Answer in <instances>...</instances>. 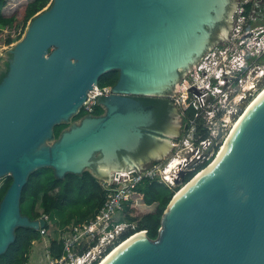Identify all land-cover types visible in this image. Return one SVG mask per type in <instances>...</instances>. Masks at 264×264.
<instances>
[{
    "label": "water",
    "instance_id": "water-1",
    "mask_svg": "<svg viewBox=\"0 0 264 264\" xmlns=\"http://www.w3.org/2000/svg\"><path fill=\"white\" fill-rule=\"evenodd\" d=\"M233 3L52 0L12 48H0V177L12 178L0 201V254L16 227L45 225L44 215L20 212L32 171L50 166L63 178L87 170L110 183L170 153L181 123L174 94L213 42L229 36ZM111 70L116 83L96 99L103 112L78 118L52 141L54 125L67 123ZM170 202L157 238L145 233L109 264H264V101L219 166Z\"/></svg>",
    "mask_w": 264,
    "mask_h": 264
},
{
    "label": "built area",
    "instance_id": "built-area-1",
    "mask_svg": "<svg viewBox=\"0 0 264 264\" xmlns=\"http://www.w3.org/2000/svg\"><path fill=\"white\" fill-rule=\"evenodd\" d=\"M263 8L264 0H239L232 17L230 38L224 44L216 45L204 57L194 70L195 75L189 87H185L193 89L196 95L189 100L184 95L180 102L186 108L192 106L195 109L194 117L203 119L208 136L195 139L192 127L185 138L187 143L183 141L180 147L185 152L178 148L164 165L154 164L134 178L110 183L101 180V186L105 190L103 203L91 218L80 222L75 219L68 228L61 230L63 233H60L58 238L62 243V253L60 257L52 258L47 249V264L97 263L105 255L107 248L118 243L127 232L134 230V222L117 218L122 215L124 207L133 200L136 185L145 180H158L173 187L178 184L183 172L194 169L213 155L211 149L215 138L220 134L218 119L222 120L223 126V122H226L218 113L224 112L225 115V112L232 111L226 105L229 94L235 92L234 102L240 108V100L249 91L250 97L254 96L260 89L257 83L264 78V24L258 23L259 12ZM251 60L256 61L254 66L250 63ZM251 75L252 80L249 81ZM246 81L249 83L245 84ZM237 86L240 91H237ZM109 88L96 85L95 90L87 92L82 107L90 110L97 96ZM218 94L222 96L221 101H216ZM250 97L248 96V100ZM208 149L211 154L207 153ZM49 218L45 215V222H48ZM39 230L41 235L47 232L44 227ZM143 231L146 233L145 229Z\"/></svg>",
    "mask_w": 264,
    "mask_h": 264
},
{
    "label": "trees",
    "instance_id": "trees-1",
    "mask_svg": "<svg viewBox=\"0 0 264 264\" xmlns=\"http://www.w3.org/2000/svg\"><path fill=\"white\" fill-rule=\"evenodd\" d=\"M50 0H29L26 2H18V0H0V32L6 30H15L17 33L8 35L4 44H10L19 40L24 32L27 23L37 13L44 10V7ZM52 2V1H51ZM19 6L22 7L21 19L19 21L16 11ZM118 78V71L111 70L103 73L98 79L99 87H111ZM188 126L194 128V138L208 136V130L203 126V119L194 117L195 109L192 106L186 108ZM103 112L100 105L96 102L90 110L83 107L74 115V118H80L87 113L99 115ZM191 124V125H190ZM68 123L56 124L53 127L54 136L57 138L61 130ZM221 143V142H220ZM220 143L214 147V152L209 159L199 163L194 169L187 170L181 174L177 185L171 187L164 182L158 180L142 181L134 187L133 200L124 207L119 220H128L135 223L134 230L127 232L120 238V243L130 238L137 232L146 230V234L150 239H156L159 228L161 227L162 214L175 193L188 182H190L197 174L206 169L213 161H210L219 149ZM217 158V157H215ZM44 167L32 171L22 188L20 196V205L29 203V210L33 217L38 218L41 215L51 216L55 213H65L68 210H75V219L84 221L92 217L105 198V190L101 186V180L84 170L81 175L75 173H66L63 178L54 175H44ZM12 178L7 176L0 183V201L10 185ZM138 197V199L135 198ZM140 206L151 207L149 211L138 212ZM48 228L47 223L43 226ZM135 232V233H134ZM14 240L8 245L7 249L0 254V264H27L28 253L32 242L40 238V230L32 227L18 226L16 227ZM131 235L130 237H128ZM128 237V238H127ZM107 248L106 255L116 246ZM48 251L52 258L60 257L62 253V243L58 235L54 233L49 238ZM93 264H96L95 262Z\"/></svg>",
    "mask_w": 264,
    "mask_h": 264
},
{
    "label": "rangeland",
    "instance_id": "rangeland-1",
    "mask_svg": "<svg viewBox=\"0 0 264 264\" xmlns=\"http://www.w3.org/2000/svg\"><path fill=\"white\" fill-rule=\"evenodd\" d=\"M12 1H15V0H12ZM26 1H29V0H18V2H26ZM52 0H50V2L47 4L46 7H44V9H46L50 3H51ZM239 2V0H234V3L233 5L237 4ZM22 7L23 6H19L18 7V10L16 11V15L18 16V19L20 21L21 19V13H22ZM236 7V6H235ZM235 9V8H234ZM234 9L232 10V15H233V12H234ZM231 15V16H232ZM230 16L229 20L232 19ZM31 21V20H30ZM30 21H28L27 23V26L29 25ZM258 23L259 24H264V8L262 11L259 12V16H258ZM227 25V23H226ZM225 25V26H226ZM232 23L229 25V36H227L225 38L222 37L221 38H217L213 44L206 50V52L199 58V60L193 65V67L186 73V75L181 79L179 85H178V88L174 94V97L172 99V103L174 105V107L176 108L177 112L179 113V115L181 116V123H180V132H179V136H178V139H177V142H176V145L173 147V149L170 151V153L163 159L161 160L160 162H156L154 164L156 165H164L168 160L169 158L172 157V155L175 154V152L178 150L181 151V152H185L183 150V148H180L181 145H183V141L186 142L185 138L187 136V133L188 131L192 128V126H188V124H186V121H187V114H186V106H184L180 101H181V97H183L185 95V97H187V100L191 99V98H194V96L196 95V93H194L193 89H186L187 87H189V84L191 83L192 81V77L195 75L194 73V70L196 69L197 65L204 59V57L207 56V54L216 46V45H222L224 44L228 38H230V34H231V27ZM26 26V28H27ZM231 27V28H230ZM25 28L24 32L22 33V36L24 35L25 31L27 30ZM15 30H4L2 32H0V48L2 47H5V48H12L16 41L15 42H12L10 44H4V40L5 38L12 34V33H17L14 32ZM227 33V32H226ZM225 33V35H226ZM21 36V38H22ZM222 40V41H221ZM218 43V44H217ZM216 44V45H215ZM215 45V46H213ZM252 63V66L255 65L256 61L254 60H251ZM200 73V72H199ZM201 76V74H200ZM252 80V75L251 77L249 78V81ZM249 81H246L244 82L245 84H248ZM187 86V87H186ZM186 87V88H185ZM237 91H240V87L237 86ZM264 88V87H263ZM262 88V89H263ZM261 90V89H260ZM229 92V91H228ZM227 92V93H228ZM259 92V91H258ZM234 95H235V92H231L228 96V99H227V103L226 105H228L229 107V110H232L231 112L227 113L225 112V115H224V112L222 114H219L218 113V116L224 118L226 120V122H223L224 123V126L221 124V121L220 119H218V129H219V136L217 138H215V144L213 145L212 147V151L214 152V147L216 145H218L220 142V146H219V152H218V155L220 154L221 152V149L223 148L224 146V142L226 140V137L227 135L229 134V132L232 130V126H233V123L239 118V116L243 113V110H240V108L238 107V105L235 104L234 102ZM251 95H249L250 97ZM255 98V96H252L250 97L249 101L248 102V105L251 103V101ZM216 99V98H215ZM222 99V96L220 94H218L217 96V100L216 101H221ZM208 102V100L206 101ZM247 105V106H248ZM213 106V105H212ZM185 107V108H184ZM247 108V107H246ZM88 114H91V113H88ZM74 115H71L70 119L68 120V125L71 124L72 122H74L75 120H77L78 118H74ZM86 115V114H85ZM95 115V114H94ZM186 120V121H185ZM67 125V126H68ZM191 125V124H190ZM57 138L54 136L52 137V141L56 140ZM187 143V142H186ZM211 150L208 149L207 153L208 154H211ZM216 154V153H215ZM153 164V165H154ZM44 175L48 176L49 175H54V171H53V168L50 167V166H44ZM179 175V174H178ZM177 175V176H178ZM8 176V175H7ZM6 175L5 176H2L0 177V183L3 181V179H5L7 177ZM49 177V176H48ZM181 188V187H180ZM180 190V189H179ZM136 199H138L137 196H135ZM151 209V207H146V206H140L137 211L138 212H146V211H149ZM20 212L22 215H26L27 217H29L30 220H35V219H38V218H35L32 216V214L30 213V210H29V203H25V204H21L20 205ZM75 215H76V211L75 210H68L66 211L65 213H55V214H51L48 222H47V225H48V228H47V232L46 234L44 235H40V238L34 240L32 242V245H31V248H30V251L28 253V263L27 264H47L48 262V257H47V249H48V245H49V238L54 234L56 233L57 235H59L60 233H63L62 231H64L65 228H68L73 222H75ZM91 218V217H90ZM118 219V218H117ZM62 230V231H61ZM61 231V232H60ZM67 232V231H65ZM117 244V243H116ZM114 246V245H113ZM111 246L110 249L113 247Z\"/></svg>",
    "mask_w": 264,
    "mask_h": 264
},
{
    "label": "bare ground",
    "instance_id": "bare-ground-1",
    "mask_svg": "<svg viewBox=\"0 0 264 264\" xmlns=\"http://www.w3.org/2000/svg\"><path fill=\"white\" fill-rule=\"evenodd\" d=\"M263 88V87H262ZM260 88L256 94H254L255 98L251 101V103L246 105L245 109L243 110V113L239 116V118L233 123L232 130L229 132V134L226 137V140L224 142V146L221 149L220 154L218 153L214 154L213 158L210 161H215L212 162L206 169L201 171L199 174H197L190 182L185 184L178 190L172 201L170 202V208L174 206L184 195L186 192H188L196 183H198L201 179H203L205 176L209 175L212 171H214L219 164L223 161V159L226 157L228 154L231 145L236 138L238 131L242 124L250 117V115L253 113V111L264 101V88ZM253 96V95H252ZM248 102H250L248 100ZM219 152V151H218ZM217 157V158H215ZM145 232H137L134 235H132L130 238L126 239L125 241L120 243L118 246H116L109 254L103 255L100 260L96 264H109L111 260L115 257L118 256V254L124 249L129 247L130 245L134 244L137 241H140L144 238ZM148 235V234H147ZM123 238V237H122ZM116 245V244H115ZM114 245V246H115ZM113 246V247H114Z\"/></svg>",
    "mask_w": 264,
    "mask_h": 264
},
{
    "label": "clouds",
    "instance_id": "clouds-1",
    "mask_svg": "<svg viewBox=\"0 0 264 264\" xmlns=\"http://www.w3.org/2000/svg\"><path fill=\"white\" fill-rule=\"evenodd\" d=\"M39 218V217H38ZM45 223H47V222H45ZM38 230H39V228H38Z\"/></svg>",
    "mask_w": 264,
    "mask_h": 264
},
{
    "label": "flooded vegetation",
    "instance_id": "flooded-vegetation-1",
    "mask_svg": "<svg viewBox=\"0 0 264 264\" xmlns=\"http://www.w3.org/2000/svg\"><path fill=\"white\" fill-rule=\"evenodd\" d=\"M110 89V88H109Z\"/></svg>",
    "mask_w": 264,
    "mask_h": 264
}]
</instances>
